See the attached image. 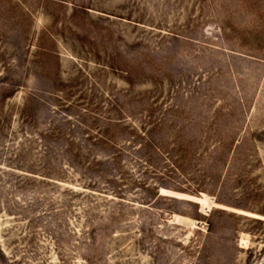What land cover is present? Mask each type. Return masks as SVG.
Here are the masks:
<instances>
[{"label": "rangeland", "instance_id": "1", "mask_svg": "<svg viewBox=\"0 0 264 264\" xmlns=\"http://www.w3.org/2000/svg\"><path fill=\"white\" fill-rule=\"evenodd\" d=\"M0 264H264V0H0Z\"/></svg>", "mask_w": 264, "mask_h": 264}]
</instances>
